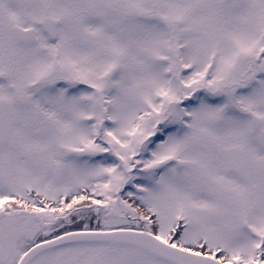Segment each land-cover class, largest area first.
<instances>
[{"label": "snow or ice", "instance_id": "6c2138e0", "mask_svg": "<svg viewBox=\"0 0 264 264\" xmlns=\"http://www.w3.org/2000/svg\"><path fill=\"white\" fill-rule=\"evenodd\" d=\"M0 264H264V0H0Z\"/></svg>", "mask_w": 264, "mask_h": 264}]
</instances>
